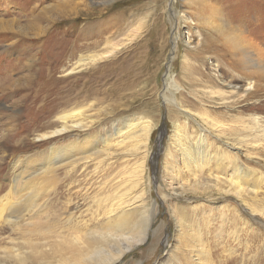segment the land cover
I'll return each instance as SVG.
<instances>
[{
  "label": "rangeland",
  "instance_id": "1",
  "mask_svg": "<svg viewBox=\"0 0 264 264\" xmlns=\"http://www.w3.org/2000/svg\"><path fill=\"white\" fill-rule=\"evenodd\" d=\"M171 5L178 21L170 20L173 18ZM34 8L35 12L29 13ZM87 9L93 13L90 17H84ZM216 11L220 12V19L227 22L226 27H238L242 32L240 38L245 44L247 42V52L253 60L264 58V0H175L173 4L171 0H0V197L13 186L14 161H24L26 157L47 149V141L39 143L36 140L39 135L51 130L48 125L57 115L84 109V118L92 121L94 128L85 133L96 131L104 125L108 128L113 120H132L135 123L149 120L153 130L149 142L150 155L145 161L146 177L137 184L138 188H144L145 183L149 187L144 217L145 223L148 222L149 237L139 251L128 254L116 264H176V252L170 251V244L174 243L173 205L185 206L188 202L166 200L162 203L164 190L160 189L159 175L163 151L170 144L172 130L176 122H182L185 118L176 110H170L161 99V91L165 87V59H169L173 53L171 35L178 32L181 45L176 48L172 75L175 77L181 68H189L192 61L185 56L189 51L187 47L190 49L200 42L197 34L200 27L194 14L203 13L205 21H212ZM38 15L40 17H35ZM66 40L74 41L78 46L75 57L66 56ZM96 41L100 42L99 46L93 49L90 44ZM121 44L125 47L112 59L81 71H71L79 54L101 53ZM158 45L165 46L158 70L144 72L132 84L115 83V63H119L118 60L128 56L138 57L140 59L137 61L151 60L153 68L159 56V49L155 48ZM204 57L207 69L212 67L211 63L213 65V70L208 69L207 73L216 71L225 85L242 87L240 97L247 93V83L242 81L241 76L237 77L232 69L235 65L233 62L225 60L221 73L215 67L217 57L214 53L208 52ZM131 63L133 61L128 62ZM189 72H192V68ZM173 77L170 76V80ZM251 81L255 82L254 79ZM226 90L229 93L226 97L238 104L230 102L233 104L225 110H219V105L210 106L216 109V113L224 112L219 120L233 131L228 132L227 138H222L225 141L223 148L235 146L240 150L238 155L245 166L257 173H264V161L250 151L252 144L249 147L242 144L243 136H250L251 142L254 140L255 133L248 128L253 126L252 119L264 117V114L256 110L255 99L240 100L230 89ZM78 97H85L86 100L77 102ZM71 98L75 100L69 101ZM193 98L189 94L187 100ZM182 107L188 108L187 105ZM248 108H252V111ZM188 109L197 110L199 107ZM239 112L242 113L238 115ZM187 122L192 123L191 120ZM239 139L241 143L237 145ZM110 151L121 153L115 149ZM139 157L140 154L135 159L131 158L130 164L138 162ZM125 165L118 162L116 170H123ZM86 168L85 171L70 173V177H66L62 169L55 173L59 189L66 190L70 183L73 197L77 194L73 202L78 204L80 211L84 207L85 193L82 189L90 185V189H93L102 183L99 175L94 173L93 163L90 162ZM198 190L183 187L180 191L182 198L202 196L191 201L196 208L188 211L196 213L201 219L199 223L205 232L203 238L211 244L215 264H259L257 259L264 255V224L258 215L251 218L247 207L250 205L259 209L258 204L249 199L247 203L238 204L234 197L214 199L218 197L216 193L211 197L206 196L207 191ZM65 199L66 195L55 204L64 205ZM238 216L243 219L238 220ZM79 220L85 218L80 217ZM153 234L155 237L151 241Z\"/></svg>",
  "mask_w": 264,
  "mask_h": 264
},
{
  "label": "bare ground",
  "instance_id": "2",
  "mask_svg": "<svg viewBox=\"0 0 264 264\" xmlns=\"http://www.w3.org/2000/svg\"><path fill=\"white\" fill-rule=\"evenodd\" d=\"M174 1L171 0L172 4ZM170 11L173 15L170 20H176L178 17L176 18L172 5ZM30 12L33 14L35 8ZM90 12L87 9L84 17H90L93 14ZM219 13L214 12L212 21H205L203 13L194 14L200 27L197 31L200 42L190 49L187 47L189 51L185 56L192 61L189 68H181L175 77L172 75L176 48L181 45L178 32L171 35L173 53L169 59H165V87L161 91V99L169 109L176 110L185 118L182 122H176L172 130L170 144L163 151L159 175L160 189L164 190L162 203L166 200L188 202L185 206L173 205L174 243L170 244V251L176 252V264H215L211 244L203 238L205 232L199 223L201 219L196 213L188 211L196 208L191 201L201 199L202 196L182 198L180 190L183 187L203 189L207 191L206 196L211 197L216 193L218 197L214 199L234 197L238 204L247 203L248 199L256 202L259 209L250 205L247 207L251 218L258 215L264 224V173H257L245 166L238 155L240 150L235 149V146L223 148L222 143L225 141L222 138H227L232 128L219 120L224 112L216 113V109L210 108L219 105V110H225L233 103L237 105L238 103L226 97L229 94L226 89H230L240 100L255 99L256 110L264 114V58L253 60L247 52V42L245 44L240 38L242 32L238 27H226L227 22L220 19ZM205 26L209 29L206 30ZM204 30L207 32H203ZM208 33L213 35L208 36ZM99 43L92 42L90 46L98 48ZM164 44L165 41L162 42ZM123 47L125 45H113V48L105 52H92L84 56L79 54L75 68L71 71H81L106 62L115 57ZM155 48L159 49V56L153 68L151 60L137 61L140 59L138 57L128 56L124 60H118L119 63H115V83L132 84L144 72L158 70L165 46L158 45ZM77 49L74 41L66 40L68 58L72 55L75 57ZM208 52L217 57L215 67L221 73L224 71L222 68L225 67V60L235 64L233 71L247 83V93L243 97L239 93L243 91L242 87L225 85L216 71L207 73L208 69L213 70L212 63V67L208 69L204 64V54ZM130 61L133 63L128 64ZM252 67L254 70L249 71L248 68ZM191 68L192 72H189ZM170 76L173 77L172 80ZM183 91H187L188 96L192 94L194 100L188 101L187 93ZM73 100L75 98L69 101ZM79 100L85 101L86 98L78 97L76 101ZM182 105H187L188 108L198 105L199 109L189 110ZM248 109L252 111V108ZM83 110L80 108L57 115L48 125L51 130L39 135L36 140L39 143L47 141V149L26 157L24 161H14L13 186L0 197V264H116L128 254L139 251L147 242L149 226L144 217L149 187L145 183L144 188H138L137 184L146 177L145 161H148L150 155L149 142L153 126L149 120L139 123L113 120L108 128L104 125L96 131L85 133L94 128L93 122L84 118ZM252 120L253 126L248 129L255 133L254 140L251 142L248 138L250 136H243L242 144L247 147L252 144L250 151H254L264 161V117ZM81 133L85 134L81 136ZM238 135L241 137L240 133ZM238 141L237 145L241 143V139ZM111 149L121 153L111 152ZM138 154L140 163L130 164L131 158L135 159ZM120 161L126 165L123 170L117 171V163ZM90 162L94 164V173L99 175L102 183L93 189H90L92 185L82 189L85 193L84 207L80 211L78 204L73 202L77 194L74 198L70 183L65 191L59 189L55 173L62 169L67 177L70 173L85 171ZM64 195V205L55 204ZM154 205L157 206V203ZM80 217L85 220L80 221ZM153 236L155 235H152L151 241ZM257 261L264 264V255Z\"/></svg>",
  "mask_w": 264,
  "mask_h": 264
}]
</instances>
